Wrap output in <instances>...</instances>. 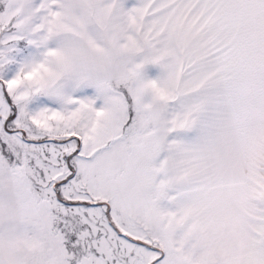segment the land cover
<instances>
[{
	"label": "snow or ice",
	"instance_id": "snow-or-ice-1",
	"mask_svg": "<svg viewBox=\"0 0 264 264\" xmlns=\"http://www.w3.org/2000/svg\"><path fill=\"white\" fill-rule=\"evenodd\" d=\"M0 264H264V0H0Z\"/></svg>",
	"mask_w": 264,
	"mask_h": 264
}]
</instances>
